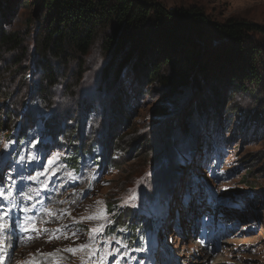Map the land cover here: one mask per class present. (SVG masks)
Here are the masks:
<instances>
[{"label": "rangeland", "instance_id": "1", "mask_svg": "<svg viewBox=\"0 0 264 264\" xmlns=\"http://www.w3.org/2000/svg\"><path fill=\"white\" fill-rule=\"evenodd\" d=\"M157 1L170 8L200 5L220 22L237 17L264 25V0ZM37 10L34 0H4L0 8V19L6 14L11 18L2 27L17 30L24 44L0 50V108L8 105L6 112L16 123L7 124L21 131L25 126L27 132L21 147L0 135V184L13 194L10 201L0 200L9 212L2 221L7 233L0 236V263L100 264L103 257V264H264V129L246 128L230 113L228 122L227 116V108L237 105L250 111L264 106L260 90L232 96L222 80V112L212 120L219 124L213 129L208 100L199 109L193 106L207 98L214 75L222 77L226 63L219 68L209 62L201 85L185 94L169 93L145 80L140 94L141 83L126 64L121 94L119 79L112 88L107 85L115 82L112 71L123 60L107 62L100 40L83 63H70L62 83L47 89L42 59L31 48ZM219 46H203L200 60ZM193 67L198 73V65ZM85 102L90 110L82 113ZM156 107L164 112L156 113ZM119 109L125 110L122 120ZM77 120L84 138L100 139L109 149L113 133L124 135L129 154L117 159V167L98 169L91 160L80 171L71 170L62 160L67 149L60 145ZM170 124L175 126L167 138ZM219 136L224 137L221 143ZM133 137L135 143H129ZM207 142L210 152L205 151ZM163 158L164 171L159 163ZM249 169L252 173L246 176ZM109 200L118 211L151 218L154 231L134 250L126 237L113 235L111 227L117 224L107 209ZM113 249L117 251L107 255Z\"/></svg>", "mask_w": 264, "mask_h": 264}, {"label": "trees", "instance_id": "2", "mask_svg": "<svg viewBox=\"0 0 264 264\" xmlns=\"http://www.w3.org/2000/svg\"><path fill=\"white\" fill-rule=\"evenodd\" d=\"M3 3L4 0H0V8ZM34 3L37 4L38 10L33 17L31 48L36 50L35 56L42 59L40 67L47 89L62 83V77L70 70V63H83L94 43L100 40L101 51L104 58L108 59L107 62H112V59L123 60L117 69L112 71L111 80L115 82L107 85L112 88L119 79L117 91L124 89L122 72L126 64L132 66L131 71L136 73L135 80L141 83L140 94L145 92L142 80L153 87L169 90V93L175 91L185 94L189 88L193 90L201 85V79H205L203 71L209 62L218 63L219 68L226 63L228 66L223 76L214 75L213 88L208 92L207 98H201L193 106L199 109L204 105V101L208 100L205 106L211 109L209 115L213 129H217L219 124H212V120L216 114L220 117L222 112V80L223 85L232 88V96L247 91L255 93L258 90L260 95H264L263 24L237 17L220 22L211 18L200 5L170 8L157 0H34ZM13 10L14 6H11L7 10L8 15L12 14ZM8 15H5L6 18L2 15L0 19V50L23 48V37L17 30H6L2 27L11 23ZM210 44L221 46L211 53L207 52L206 60L201 61V49ZM195 64L199 67L198 73L194 70ZM188 66L191 68L188 69ZM204 85H207V82ZM226 97L229 98V95ZM117 98V102L121 101L122 95L117 94ZM6 100H11L10 94ZM34 101L36 100L33 99ZM82 106V113L90 110L87 102L82 103ZM8 107L6 105L5 109L0 108V135L9 140L14 139L15 146L21 147L27 136L26 127L21 131L16 125L7 124L16 123L12 117L14 115L6 112ZM253 109L243 110L237 105L227 108V116L229 113L235 114L240 120L239 123L244 124L246 128L257 127L260 131L264 129V106H254ZM163 112L164 110L156 107V113ZM118 115L122 120L125 110L119 109ZM242 116L243 119H240ZM230 119L231 116H228V122ZM173 125L170 124L169 130L165 132L167 138L170 137L169 132ZM81 128L77 120L75 125L68 128L67 140H63L60 145L67 149L68 154L62 160L71 170L78 172L83 169L86 161L91 160L98 169L117 167V159L129 154L130 148L124 135L113 133L116 136L109 142L112 148L109 149L100 139L84 138ZM127 129L130 127L127 126ZM46 136L47 134L40 135L42 139H47ZM213 139L216 140L214 137ZM223 139V136H219L218 142H223ZM207 140L210 141V138ZM135 141L136 138L133 137L129 143ZM39 148L42 149L41 146ZM109 150H112L111 156ZM210 150V142H207L205 151ZM214 155L216 153L211 156ZM166 167L167 164L165 167L161 165L160 170L164 171ZM249 170L246 176L252 173L251 169ZM107 209L114 215L117 224L111 227L113 235L126 237V244L133 247L130 250L142 245V240L155 229L149 215L136 214L131 210L118 211L114 200L108 201ZM119 229L122 232L118 231Z\"/></svg>", "mask_w": 264, "mask_h": 264}, {"label": "snow or ice", "instance_id": "3", "mask_svg": "<svg viewBox=\"0 0 264 264\" xmlns=\"http://www.w3.org/2000/svg\"><path fill=\"white\" fill-rule=\"evenodd\" d=\"M33 143H37V142H33ZM7 147V145H5V148ZM31 159H35V157H32ZM52 161L49 160L48 163H51ZM38 177L36 176H29L28 179H37ZM8 180H10V178H7ZM7 182V180L5 181V183ZM224 191H227V189H223ZM8 192V195L5 196L4 193ZM17 194L21 195V196H25V194L23 193L22 190H18ZM12 192L8 191V188L5 187L3 184H0V200H11L12 198ZM28 199H31L30 196L27 197ZM99 203V202H98ZM9 215V212L7 211L5 206H0V236H3L7 233V227L3 224V220L5 218H7ZM19 226V225H18ZM25 231H27L28 229H24ZM35 230V229H32ZM101 231H103V228L100 229ZM45 231H47V229H45ZM93 231H96L95 229H93ZM74 235V234H73ZM81 248L86 247V245H81ZM67 251H76V249L73 248H69L67 249ZM117 250L113 249L112 252L107 253V255L111 256L113 255V252H115ZM51 255V254H50ZM100 264H103V257L101 258Z\"/></svg>", "mask_w": 264, "mask_h": 264}, {"label": "water", "instance_id": "4", "mask_svg": "<svg viewBox=\"0 0 264 264\" xmlns=\"http://www.w3.org/2000/svg\"><path fill=\"white\" fill-rule=\"evenodd\" d=\"M159 163L165 167L167 164L166 158H163Z\"/></svg>", "mask_w": 264, "mask_h": 264}, {"label": "bare ground", "instance_id": "5", "mask_svg": "<svg viewBox=\"0 0 264 264\" xmlns=\"http://www.w3.org/2000/svg\"><path fill=\"white\" fill-rule=\"evenodd\" d=\"M3 237V236H2ZM7 239V243L9 242L10 243V241H9V239H8V237L6 238ZM2 240V239H1ZM3 243H5V242H3ZM1 248V247H0ZM2 250H3V248H2ZM4 252V251H3ZM2 253V252H1ZM44 257H47V256H44ZM6 261V260H5ZM1 262V261H0ZM1 264V263H0ZM7 264V263H6Z\"/></svg>", "mask_w": 264, "mask_h": 264}]
</instances>
